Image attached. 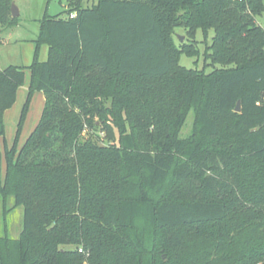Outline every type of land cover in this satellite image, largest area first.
Here are the masks:
<instances>
[{"label":"trees","instance_id":"trees-1","mask_svg":"<svg viewBox=\"0 0 264 264\" xmlns=\"http://www.w3.org/2000/svg\"><path fill=\"white\" fill-rule=\"evenodd\" d=\"M72 1L40 20L29 67L0 68V137L31 73L0 171L23 229L0 237V264H264V0ZM178 28L210 39L209 73L179 63L199 52L176 46ZM36 92L44 108L18 150Z\"/></svg>","mask_w":264,"mask_h":264},{"label":"rangeland","instance_id":"rangeland-1","mask_svg":"<svg viewBox=\"0 0 264 264\" xmlns=\"http://www.w3.org/2000/svg\"><path fill=\"white\" fill-rule=\"evenodd\" d=\"M5 0H0V3L3 4ZM98 2V0H82V6L92 7ZM12 4H15L19 10L21 17H16L17 21L14 24H11L10 21L14 18L11 15L9 16V23H0L3 28L14 27L19 22H21L22 27L20 30L23 36L33 35V33L39 32L40 20L44 17L45 13H48L51 16L60 15L61 17H65L68 10H72L75 2L72 0H10L7 4V7L11 8ZM260 25L264 27V12L261 16L257 18ZM178 37H184V40L179 42ZM213 36L211 32L210 38ZM29 38V36H28ZM25 38V39H28ZM32 38V37H31ZM172 38L177 47L181 49L183 44L194 47L198 50L199 55L195 57H188L185 54H182L179 60V63L182 66H185L189 69L197 70L199 72L204 71L205 73H209L212 68L208 66L210 63L205 59V49L207 44H210V39H204L202 32H198L195 38H191L187 32L178 28L175 31V34H172ZM17 39V38H15ZM10 47V49L2 51V56H0L1 65H5L6 61H9L10 64L15 65H29L33 61L34 53L31 49L32 44L29 41H24V43L20 41L18 44H14ZM35 95V94H34ZM41 97L33 96L31 105L29 108V112L26 115L25 122L22 127V131L20 133L17 149L19 150L23 144L26 142L32 131L36 126V121L38 122V118L40 119L43 108H44V100L43 94ZM264 99V97H263ZM23 103H21L15 107L14 112H18L19 116L17 120H7L5 124V135L0 137V171L1 176L4 179L6 174V148L11 149L15 143L17 137L18 123L20 120V114L22 111ZM21 107V108H20ZM20 108V111H19ZM195 122H196V114L195 111H191L187 117L186 123L182 128L181 137L189 138L195 131ZM83 139L87 140L93 138L95 140L98 139L101 145H111L112 142H109L105 139L103 133H100V137L95 136L93 131H86L83 134ZM23 216H24V208L23 206H17L16 200L13 195L8 196L5 200H1L0 202V237L8 236L9 238L16 239L20 236L23 229ZM249 243V234L247 233L245 238L240 237L238 245H247ZM68 248V247H67Z\"/></svg>","mask_w":264,"mask_h":264},{"label":"crops","instance_id":"crops-1","mask_svg":"<svg viewBox=\"0 0 264 264\" xmlns=\"http://www.w3.org/2000/svg\"><path fill=\"white\" fill-rule=\"evenodd\" d=\"M19 12H20V10H19ZM19 16L21 17V14ZM21 27H22L21 22H19L16 26L11 27V28L10 27L3 28L2 25H0V56H2V54H3L2 51L10 49V47L13 45L12 43L18 44V43H20V41H21V43L22 42L24 43V41L31 42V44H32V46H31L32 48L31 49L33 50V53L35 52V50H36V41H37V38H38V35H39V32H40V27H39V32L38 33L35 32V33H33V35H28L29 38H28V36L26 37V36H23V35L22 36L19 35V34H21V32L18 29H20ZM15 38H17V39H15ZM25 38H28V39H25ZM48 53H49V47L47 45H42L41 49H40V60L42 62L47 61ZM6 62L7 63H5V65H1V63H0V68L4 69V68H6V67H8L10 65L23 66V67H29L31 65V64L26 65V66H24V65H15V64L8 63L9 61H6ZM30 78H31V73H30L29 70H26L25 84L22 87H20L19 90H18L16 103L11 109L7 110L5 112V114H4V123L5 124H6L8 119L9 120H17L18 119L19 113L18 112H14V109L18 105V103L19 104L21 103V101H22L23 106H24V104L26 102V99L28 97V93H29ZM41 94H43V93L42 92H36L35 95H34V98L35 97H41L40 96ZM42 97H43L44 104H45V96H44V94H43ZM20 108H19V111H20ZM22 109H23V107H22ZM38 120H40V119L38 118ZM38 122L36 121V125H37Z\"/></svg>","mask_w":264,"mask_h":264},{"label":"water","instance_id":"water-1","mask_svg":"<svg viewBox=\"0 0 264 264\" xmlns=\"http://www.w3.org/2000/svg\"><path fill=\"white\" fill-rule=\"evenodd\" d=\"M11 12H12V16L14 18L19 17V15H20L19 9L15 4H12ZM179 39H180V41H183L184 37L180 36ZM240 111H241V102L239 101L237 108H236V112H240Z\"/></svg>","mask_w":264,"mask_h":264},{"label":"built area","instance_id":"built-area-1","mask_svg":"<svg viewBox=\"0 0 264 264\" xmlns=\"http://www.w3.org/2000/svg\"><path fill=\"white\" fill-rule=\"evenodd\" d=\"M75 16H76L75 13H73V14L70 15L71 18H74ZM80 252H82V250H80Z\"/></svg>","mask_w":264,"mask_h":264}]
</instances>
